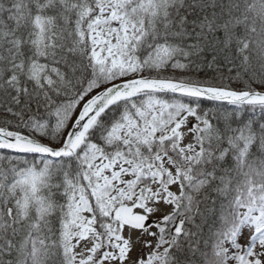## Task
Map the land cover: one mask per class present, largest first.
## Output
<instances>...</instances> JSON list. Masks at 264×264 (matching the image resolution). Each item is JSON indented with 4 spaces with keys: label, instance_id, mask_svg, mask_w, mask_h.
Returning a JSON list of instances; mask_svg holds the SVG:
<instances>
[{
    "label": "snow or ice",
    "instance_id": "snow-or-ice-1",
    "mask_svg": "<svg viewBox=\"0 0 264 264\" xmlns=\"http://www.w3.org/2000/svg\"><path fill=\"white\" fill-rule=\"evenodd\" d=\"M0 264H264V0H0Z\"/></svg>",
    "mask_w": 264,
    "mask_h": 264
}]
</instances>
